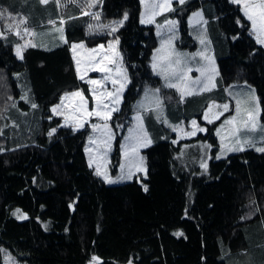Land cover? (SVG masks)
<instances>
[{"label": "trees", "instance_id": "16d2710c", "mask_svg": "<svg viewBox=\"0 0 264 264\" xmlns=\"http://www.w3.org/2000/svg\"><path fill=\"white\" fill-rule=\"evenodd\" d=\"M198 8L218 62L217 86L180 100L150 67L157 36L153 24L141 22L140 0H0V264L4 250L25 264H264V152L248 147L216 158L217 121L201 114L206 99L244 80L259 96L264 123V46L232 0H172L155 20L176 18L178 46L193 50L188 18ZM50 21L62 26L65 40L27 46L19 59L14 45L24 40L22 28ZM110 40L118 41L130 78L110 120L111 172L145 84L161 87L174 120L195 116L205 127L175 142L174 129L147 110V176L118 184L106 183L88 165L89 128L63 125L51 111L75 88L92 107L70 44ZM196 140L209 146L205 167L178 157L182 144ZM14 208L26 217L17 218Z\"/></svg>", "mask_w": 264, "mask_h": 264}, {"label": "rangeland", "instance_id": "374dc122", "mask_svg": "<svg viewBox=\"0 0 264 264\" xmlns=\"http://www.w3.org/2000/svg\"><path fill=\"white\" fill-rule=\"evenodd\" d=\"M141 1L143 4L141 21H148L145 20L144 17L146 12L150 13L149 15H153L164 10L161 5H164L166 2V0ZM171 1L172 0H170V3ZM232 1L234 2V0ZM259 3L260 0H240V2L237 4L241 6L244 14L246 10V5H249V8L247 9L249 13L255 14L257 9H255L254 5H257ZM196 13H199V15H195ZM203 20L206 21V19L202 15L201 9H198L193 13L191 18V27H189V33L197 44L196 48L193 50L197 56H200L199 61H202L204 59L206 61L204 67H202L200 71L205 68H209L211 63L209 59L204 57L206 52L205 39L207 26L206 24H201ZM173 21L175 22L174 24H176V26L171 23ZM176 27L179 30L178 20L176 18L169 21V23L163 26L158 25L155 30L156 36L159 37L160 41V49L158 52L163 51L162 48L164 47V42L167 44L174 37L177 31L175 30L174 32L173 30L174 28L176 29ZM253 30L258 40H264V28L261 27L258 17L257 25L255 28L253 26ZM22 31L24 40L14 46V52L16 56L17 47H21L22 55L23 49L28 45H31L32 42L37 45H39V43H42L43 46L53 47L58 44L59 35L63 33L62 27L59 26L56 22H49L46 26L42 27L28 26V29L24 27L22 28ZM14 32L17 33L18 29L15 28ZM177 36L179 37V32ZM261 44L264 45V43ZM73 45H76V47L74 48ZM117 46L118 44L116 40H110L107 43L106 50L101 51V56L100 54L95 55V52H98V50L100 52V47L93 48V46H87L83 42L74 43L72 44L71 48L79 77L83 76L85 74V71L88 69L90 71H93L97 64L102 65L103 63L112 61V67L108 68L104 66L109 71H104L102 75H100L98 78H96L95 80H91L99 81L100 83H90L91 91L93 93L95 92L93 112H99L101 115H94V120L90 118L88 113L92 111L90 110L88 102L80 88L65 91L62 94L61 99L51 106L52 113L58 115L61 118V123L63 125H68L73 128H84L86 126L89 128L88 137H91L89 144L91 143V148H94V151L96 150V154L95 152L91 153L89 147V149L87 148L88 156L93 155L94 159L98 160V163L94 164V171L96 174L101 176L108 184L123 183L134 178L142 180L147 176L146 158L142 151V148L145 147L149 142V136L147 134L145 123L143 120L144 111L146 112L149 109H155L158 113H160V115H162L161 119L168 127L178 129L179 135L182 134L184 127L187 124H189L192 129L190 132H185L184 134L186 135H189V133L193 132L198 133L199 131H201L200 129H203V131L201 132H204L205 130V127L199 124L198 118L195 116H193L189 121H186L184 117H182V119L178 121L174 120L167 106L161 108L156 105V103L158 102L156 99L153 98V91H150L156 89L159 90L161 87L145 84L143 86L144 91L140 93L139 97L133 104L134 113L132 114L131 127L127 130L126 135L121 139L120 164L116 172H111V152L109 151L110 149H113L115 132L111 127L110 120L113 113L119 109L120 103L122 101L123 91L130 81L125 65L122 67L120 64V60L115 58L116 54L114 53V48H116ZM17 57L21 58V56ZM159 65L156 66L157 70L159 73H162L164 77L163 82L167 84L169 78L166 79L165 74H163L165 68ZM184 65H186V61H184L181 66ZM174 69L175 68H172L171 72H173ZM110 71L112 73V77L110 78L113 81H116V84L111 88L109 94H115L123 84V90L119 93L118 96L119 103H113L114 99H117V97H115L114 95L110 96L109 94H107L106 96V93L102 92V89L98 88L101 85H105V77H108ZM182 71L183 69L179 68L176 72V75H174V78L176 79L177 75H180ZM200 71H198V73ZM125 76L127 78L126 83ZM194 76L192 75V73H190L189 76L187 75L186 78L183 80V84H185V86H189L194 81L199 79L198 75H196L195 78ZM180 81L182 82V79H180ZM161 85L165 86L162 84V82ZM76 92L82 94L83 101L87 102L86 105L83 103L81 96L71 95V93ZM187 97L188 96L184 97V99H186ZM98 98H102V104H98ZM238 101L240 102L239 112L237 111ZM104 104H107L109 107L106 109L104 107ZM224 105H227V109H225ZM150 106L153 108H147ZM54 108L56 109L55 113L53 112ZM112 108H115L116 110L112 111ZM201 109V114L204 119L205 116H207L206 120L210 122L217 121L216 135L219 141V147L216 151V158H223L229 153L239 151H229L230 148H264V140H262V137H264V127H261L264 126V123H262L259 117L260 99L255 91L254 86L251 85L249 82L244 80H236L224 85L222 91L217 92L214 96L205 100L204 106H202ZM108 111H111V116L109 119L105 120L103 118V115L105 112ZM249 112L256 113L257 127L255 130H252L250 125L247 129L244 127L243 122L247 119V114ZM233 117L236 118L234 122L226 123V121L232 120ZM193 121H195V124H193ZM81 124L83 125L82 127L80 126ZM105 124L107 125L106 128L104 127ZM93 125H96L97 127L94 128ZM237 129H239V131H237ZM246 140L250 142L244 143V141ZM207 150L208 148L206 146V142L202 140H196L192 141L191 143L182 144L178 152V157L181 160H184L185 162L192 165H196L199 163L203 165L201 161ZM91 162L92 160L90 157V163ZM203 167H205V165H203ZM12 213L20 219L26 217V212L19 208H14ZM3 261L4 264H25L10 255L7 250L3 251Z\"/></svg>", "mask_w": 264, "mask_h": 264}, {"label": "crops", "instance_id": "0c3cea01", "mask_svg": "<svg viewBox=\"0 0 264 264\" xmlns=\"http://www.w3.org/2000/svg\"><path fill=\"white\" fill-rule=\"evenodd\" d=\"M170 4L171 3L168 4V8L170 7ZM142 9H143V4H142V1H141L140 19L142 17ZM198 9H201L202 15L205 18L203 9L202 8H198ZM198 9L194 10L190 14V16L188 18V25H189V27H191V18H192V15ZM163 11H165V10H162V11L156 13V14H153V15H149L150 13H147L146 12L145 15H144L145 20H148L150 22L145 23V24H153L155 26V30H156V28L158 27V25L159 26H161V25L163 26V25L169 23V21H171V20L174 19V18H170V19H168V20H166V21H164L162 23H157L156 20H155V18H156V16L158 14H160ZM241 11L243 13V9L242 8H241ZM245 17L248 19V16L247 15H245ZM249 21H250V33H251V35L258 42V39H257V37H256V35L254 33V30H253V23H252L251 20H249ZM201 24H206V21L203 20ZM174 25L176 26V24H174ZM175 30L177 32L174 35V37L167 44L164 42V47L162 48V50L164 52L163 51L162 52H158L159 49H160V41H159V37H157V45L154 48V50L152 52V55H151V58H150V67H151L152 71L156 75H158L160 77V80H161L162 84L165 85V87H169V85H177L179 87V90H178V87H172V88H176L179 91V94H180L179 95V98H180V100L182 99L181 98L182 91H185V92L186 91H190L192 93L191 95H185L184 96V97H186V96H194V95H197V94L206 92V91L213 90L215 88V86H217V80H218V75H219V68H218V62H217V59H216V56H215V53H214L212 39H211L210 34H209V31H208V27H207V31H206V39H205L206 52H205V56L204 57L207 58V59H209V61L211 63H210V67L209 68H205L202 71H200V69L202 67H204L205 62H206L205 59L202 60V61H199L200 56H197L195 54L194 50H188V49H183V48L179 47L178 44H177V39H178V36L177 35H178L179 30H178L177 27H176V29L174 28L173 31L175 32ZM62 31H63V29H62ZM41 40H43V39H41ZM64 40H65V35H64V31H63V33H61V35H59V42H58V44L60 42L64 41ZM108 42H106V43H98V44L94 45L93 48H99L100 47V52L98 50V52H95V55L100 54V56H101L102 55L101 54V51H105L106 50L107 43ZM74 43H77V42H72L70 44V51H71V55H72V58H73V61H74V67L76 69L77 76H78V78L81 79V77H79V75H78L77 67H76V63H75V59L73 57L72 50H71L72 44H74ZM33 44L34 43L32 42L31 45H33ZM259 44H261V43H259ZM39 45L40 46H43L42 43L41 44L39 43ZM28 46H30V45H28ZM43 47H46V46H43ZM114 51H115L114 53L116 54L115 58L118 59V60H120V64L123 67L124 66V61H123L122 53L120 52V49L118 48V46L116 48H114ZM21 58H22V55H21ZM21 58H19V59H21ZM177 60L180 61L179 65L176 64V61ZM184 61H186V65L181 66ZM98 62H100V61H98ZM153 64H155L156 66H158L160 64L159 66L164 67L165 70H167V72H168V78H169V81H168L167 84L163 82L164 81V77H163L162 73H159L158 72L157 67L155 69L153 68ZM104 66H106L108 68L112 67V61H108L106 63H103L102 65L101 64H97L95 66V69L93 71H90L88 69V70L85 71V74L83 75V79L82 80H84V81H86L88 83V86L90 88V92H91V95H92V107H90V110L92 112L94 110V95H93V92L91 91V86H90L89 81L95 80L100 75H102V73L104 71H100L98 69L105 68ZM172 68H175V69L176 68L177 69L182 68L183 69V71L181 73L182 75L181 74L180 75H177V77L175 79L174 78V75H172V72H171V69ZM164 71H163V74H164ZM198 71H200V72L198 73ZM190 73H192L193 76L194 75L195 76L198 75L199 76V79H197L196 81H194L189 86H185V84H183V80L186 78L187 75L189 76ZM181 76H183L182 82L180 81V78H179ZM195 76H194V78H195ZM110 77H112L111 71H110V74L108 75L107 79L105 80V85H101V86L98 87L99 89H102L101 90L102 92L106 93V96H107V94H109V91L111 90V88L116 84V83L115 84L113 83V80ZM142 91H144V88H142ZM150 91H153V93H152L153 94V98L156 99L157 102H158V103H156L157 106H159L161 108L167 106L166 101L164 100V97L160 93V89L159 90H157V89L156 90H150ZM184 97H183V99H184ZM151 106H153V105H151ZM151 106L150 107H147V108H153ZM152 114H153V116H155V118L163 121L161 119L162 118L161 117L162 115H160V113H158L155 109L152 110ZM93 116L94 115H91L90 116V118L92 120H94L93 119ZM143 120H144V118H143ZM74 129H79V128H74ZM191 129L192 128L190 127L189 124L185 125L184 130H183V132H182L181 135L178 134V129L177 128L174 129V132L176 133L175 142H177L178 140H181V139H189V138L195 136L197 133H195L194 135H192V133H189V135L184 134L187 131L190 132ZM199 132H201V131H199ZM147 134H148V132H147ZM148 136H149V134H148ZM90 138L91 137H88V139L86 141V144H85V153H86V158H87L88 165L93 170H95L94 164L98 163V160H95L93 155L92 156H88V151H87V148L89 149V147H90V149H89L90 152L91 153L95 152V154H96V150L94 151V148H91V143L89 144ZM149 141L151 143L150 136H149ZM150 143L148 142L147 145H149ZM206 146H207L208 150L204 154L203 159L201 161L203 165L206 164L207 159L209 158V155H210V150H209V146H208L207 143H206ZM109 152H111V149H110ZM90 157H91V160H92L91 163H90Z\"/></svg>", "mask_w": 264, "mask_h": 264}, {"label": "snow or ice", "instance_id": "6c2138e0", "mask_svg": "<svg viewBox=\"0 0 264 264\" xmlns=\"http://www.w3.org/2000/svg\"><path fill=\"white\" fill-rule=\"evenodd\" d=\"M180 2L181 3H183L184 2V0H180ZM234 2H236V3H239L240 2V0H234ZM41 3H47V0H41ZM170 3V0H166V2H165V4L164 5H161V7L162 8H164V10H168V4ZM89 7H91V4H89ZM246 7V10H245V15H247L248 16V19L249 20H252V22H253V26H254V28L256 27V25H257V17L259 18V22H260V24H261V27L262 28H264V0H260V3L259 4H257V5H254V7H255V9H257V11H256V13L255 14H250L249 13V11L247 10L248 8H249V5H246L245 6ZM85 14H87V13H85ZM195 15H199V13H196ZM127 18V14H125V19ZM23 22V21H22ZM142 23H145V22H150V21H144V20H142L141 21ZM50 23H52L51 21H50ZM114 23H119V24H122L123 23V21L121 20V21H118V22H114ZM171 23H175L174 21L173 22H171ZM91 27V26H90ZM116 29L115 28H113L112 29V31H115ZM118 42V41H117ZM258 43H264V40H258ZM82 46V45H81ZM73 47L75 48L76 47V45H73ZM94 51V50H93ZM16 52H17V56H21V47H17V50H16ZM179 63H180V61L179 60H177L176 61V64L177 65H179ZM153 68L155 69L156 68V65L155 64H153ZM98 70H100V71H109L107 68H100V69H98ZM178 71V69H174L173 70V72H172V75H176V72ZM164 74H165V78L167 79L168 78V72H167V70H165L164 71ZM180 79H183V76H181V77H179ZM81 79H83V76H81ZM105 79H107V77H105ZM127 82V78H126V76H125V83ZM89 83H91V84H98V83H100L99 81H89ZM113 83L115 84L116 83V81H113ZM169 87H178L177 85H169ZM123 90V84L121 85V87H120V89H118L117 90V92L115 93V94H109L110 96H115V97H117V99H114V101H113V103H119V100H118V96H119V93L121 92ZM192 93L190 92V91H182V96H181V98L183 99V97L185 96V95H191ZM66 95H68V94H66ZM71 95H74V96H81V99H82V101H83V97H82V94L81 93H79V92H76V93H71ZM93 95H94V97H95V92L93 93ZM23 98V97H22ZM63 99V98H62ZM97 102H98V104H102L103 103V100H102V98H98L97 99ZM83 103L86 105V101H83ZM239 101L237 102V104H238V108H237V111L239 112L240 111V108H239ZM32 107L33 108H35L36 107V105L35 104H33L32 105ZM104 107L107 109L109 106L107 105V104H104ZM224 107H225V109H227V105H224ZM116 109L115 108H112V111H115ZM53 112L55 113L56 112V109L54 108L53 109ZM257 113H258V109H257ZM57 114H59V113H57ZM88 115L89 116H91V115H101L99 112H90V113H88ZM110 116H111V111H108V112H105L104 113V115H103V118L105 119V120H107V119H109L110 118ZM205 119H207V116H205ZM236 120V118L235 117H233L232 118V120H230V121H226V123H232V122H234ZM193 124H195V121H193ZM243 124H244V127L247 129L248 127H249V125L251 126V129L252 130H255L256 129V127H257V120H256V113H252V112H249L248 114H247V119L243 122ZM81 127L83 126L82 124L80 125ZM93 127L94 128H96L97 126L96 125H93ZM104 127L106 128L107 127V125L105 124L104 125ZM261 127H264V126H261ZM201 131H203V129H200ZM53 131H55V129H53ZM237 131H239V129H237ZM195 133L193 132L192 133V135H194ZM218 134H219V130H218ZM49 135H51V133H49ZM262 140H264V137H262ZM149 143H150V141H149ZM244 143H249V141H244ZM233 150H242V148H230L229 149V151H233ZM257 151H260V152H264V148H257L256 149ZM203 166V165H202ZM130 178V177H129ZM177 235H180V233H177ZM94 260L96 259V258H93Z\"/></svg>", "mask_w": 264, "mask_h": 264}]
</instances>
